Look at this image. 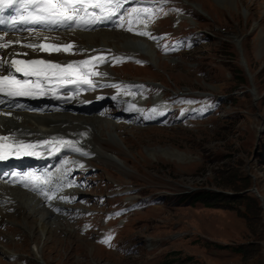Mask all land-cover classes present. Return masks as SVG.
<instances>
[{
  "label": "rangeland",
  "instance_id": "374dc122",
  "mask_svg": "<svg viewBox=\"0 0 264 264\" xmlns=\"http://www.w3.org/2000/svg\"><path fill=\"white\" fill-rule=\"evenodd\" d=\"M137 1L126 0L120 13L130 14L136 5L139 9L152 10L147 4L155 3V6L165 5V10L174 14L173 21L160 20L165 11L156 7L158 12L152 23L149 22L152 16L140 17L144 19V32L148 33L141 36L150 41L149 51L136 50L127 40L131 37L125 35L116 41L115 47L95 55L105 58L106 62L99 66L108 70L113 80H136L130 81L137 83L125 87V91L141 94H137L136 109H130L128 116L121 109L117 110L115 115L119 119L126 116L123 122L100 112L103 116L98 118L104 122L95 124L98 129L94 131L98 145L103 144L100 150L104 154L95 152L88 156L89 160L80 159L81 163L90 165L89 171L93 172L80 167L82 169L76 173H81L84 184L88 183V177L99 175L96 177L99 182L92 181L93 186L85 188L89 193L82 190V196L88 200L80 203V209L89 211L98 207L97 211L102 214L82 218L79 230H84L86 221L91 220L88 233L91 230L99 234L102 222L112 215L116 206L112 204L114 199L102 201L98 197L106 195L105 192L111 196L119 188L109 192L100 180H106L108 185L119 183L137 189L122 195L121 200L126 204L139 201L125 220H107L103 236L96 241L88 234L79 233L72 226L74 222L66 220L65 211L61 214L68 222L66 228L74 229L71 235L64 227L56 228L57 237L47 240L44 239L47 235L31 233L23 224L1 222L0 246L17 256L11 257L0 249V264H21L22 259H27L25 264H264V0H187L190 16H183L181 7H175L172 1L177 0ZM199 29L205 37L192 49L176 46L181 49L177 51L172 46L183 42L184 37L193 38L191 30L199 34ZM102 32H114L109 34L111 37L123 32L137 36L124 28ZM75 35L80 37L78 32ZM161 37L164 44L159 49L157 44ZM74 45V49L82 52L83 45L76 39ZM164 48H172L169 50L172 53ZM134 51L149 63L118 64L119 60H114L111 64L114 56L137 55ZM238 68L247 74L245 83L236 84ZM153 81L161 83L166 91L143 84ZM110 90L111 86L102 87L97 93L108 96ZM180 90L212 92L217 99L226 97L227 100L207 104L212 97L204 101L195 99L182 106L174 103L180 99L171 95ZM114 92L123 96L116 89ZM144 107H148L147 117L151 120L143 119L138 112L137 109ZM174 109L176 114L164 119ZM111 110L109 113L113 114L116 108ZM70 114L88 119L97 113ZM69 166L65 164L66 169ZM74 167L72 165L71 169ZM232 176L237 178V189L218 183ZM201 187L226 194L238 191L253 196L255 201L245 198L209 206L201 201L191 203L179 199ZM80 193L73 197V203L83 201ZM103 207L105 210L101 209ZM67 210L69 214H79L76 210ZM26 211L25 215H31V208ZM95 221H98L96 227ZM26 225L30 227L29 222ZM108 237L111 240L103 243ZM129 242L132 245L125 248ZM32 244L42 247L39 257L31 252ZM238 245L242 250L234 249L233 246Z\"/></svg>",
  "mask_w": 264,
  "mask_h": 264
},
{
  "label": "bare ground",
  "instance_id": "6f19581e",
  "mask_svg": "<svg viewBox=\"0 0 264 264\" xmlns=\"http://www.w3.org/2000/svg\"><path fill=\"white\" fill-rule=\"evenodd\" d=\"M229 1L231 2L232 0H226V2ZM118 17L119 16L117 15L116 17H113L112 20H107L103 23H97L84 28H77L75 26L71 28L54 26L50 29H32L33 31H31V33L29 31L22 33H8L6 37L10 39V41L15 39L16 41H19V43L12 41L13 44L8 48H2L1 52H14L24 55L41 54L47 60L64 64L90 58H86V56L77 57V55L73 54V50L71 54L54 53L49 55L47 53L40 52L39 50H33L32 48L26 47V44L22 42V38L28 40L36 39L39 40L40 43H43L45 42L43 38L47 37V42L59 45L74 43L76 39L83 45L84 48L91 49L89 53H86L85 51V54H89L91 56L99 50L104 53L105 49H99L102 45L115 47L116 41L125 37V35H127L126 37H131L127 40L132 42V44L137 48L136 50L139 49L144 52L149 51L151 48L150 42L141 36L124 34L125 32L122 34H116L113 37L110 36V33L114 32L107 31H115L117 28H121L119 26L120 22H118ZM139 26L140 24L136 21L133 24V30L130 32L139 35ZM97 29L100 30L97 31ZM101 30L106 31L108 34L102 32ZM76 32H78L80 37L75 35ZM134 38L139 39L134 40ZM85 69L98 73L97 75L88 77L94 83L95 87H89L87 84H67L61 87L60 85L62 82L52 81L44 91L38 93L36 98L29 97V99L33 101L29 102L31 104L30 108L20 110L15 109L16 107L11 108L8 106H0V131L4 135H13L17 140H33L35 143L45 140H63L70 141L73 144L72 148L64 147L63 145H56L54 150L51 152L48 151V148L38 149L36 150L38 154L31 156H25L22 152H10L13 156H16L10 161V164L16 165L20 168L33 166L34 169L31 170V173H34L36 177L39 178V183L36 190H33L31 186H23L27 191L17 187H11L10 189L11 193H13L12 195L7 192L6 189L0 190V223L5 222L7 224H11L10 222H17L19 224H23V227H27L28 231L31 233L33 231H37L41 235H47L46 238L44 237L45 240L49 237L51 239L53 237H57L55 232L56 228H60L62 230L64 227L63 229H65V232L68 235H71V232L74 230L73 229L71 231L66 228L68 226V222H66L59 213H55L53 210V207L57 206L58 203L48 199V197H50V190H52L53 194L58 193L61 196L69 195L71 199H73V197L76 198V194L80 193L79 188L71 183L69 177L74 176L79 180V182L84 184V178L80 179L81 173L79 175L76 173L82 168L79 167L78 169L75 166V169H71V166L74 164L71 163L72 161L69 158L72 155L74 157L87 156L88 158L90 155H95V152H97L98 155L104 154L100 150L103 144L98 145L99 143L96 142V138L98 136L96 137V133L94 131L95 129H98L95 124L104 122V119L98 118L99 116H97V114L94 118L88 119L68 114L77 112L97 113L102 104L108 99L111 100L112 104H115V98L113 97L115 96L114 93L108 92V96L103 92L97 93L100 89H102V87L110 86L104 85L107 79L104 76H101L106 74V71L101 69L95 61H93L91 65L85 66ZM53 89H56L61 93L59 98L52 95ZM123 93L127 95L126 98L128 96L131 97V99L127 98V102L130 104V107L135 110V96L130 95L133 91ZM133 105L134 107H132ZM112 107L113 106L108 107V113L109 111H113L111 110ZM49 109L56 110L49 112L51 111ZM138 112L130 111L131 114L136 115ZM108 128L109 127H107V129ZM76 148H79L81 151H76ZM81 153H87V155H82ZM105 157L107 156L105 155ZM65 164H67V166H71L66 169ZM64 169L66 170L64 171ZM4 171V173H1L0 171V183L6 186L14 182H20L24 176L23 173L16 172L14 170L12 172L9 170ZM81 176H83V174ZM85 176H87V174ZM45 180H47L48 183H44ZM57 181L60 182V186L56 184ZM47 188L49 189L46 190ZM73 190L74 193H72ZM28 191L35 194L38 199L31 193H28ZM42 193H45L47 196H43ZM61 206L67 211V213H69V210H67L69 209V206L64 204ZM26 208H31V215H25ZM22 218L25 219L22 220ZM26 222H29L30 227L26 225ZM72 226L74 227V224ZM3 248L6 247L0 246V249L2 250L1 252L9 254V251ZM30 248L33 255L37 257H39L43 251L42 247L40 246V248H37L36 244H32Z\"/></svg>",
  "mask_w": 264,
  "mask_h": 264
},
{
  "label": "snow or ice",
  "instance_id": "6c2138e0",
  "mask_svg": "<svg viewBox=\"0 0 264 264\" xmlns=\"http://www.w3.org/2000/svg\"><path fill=\"white\" fill-rule=\"evenodd\" d=\"M125 0H0V12L4 9L15 10L16 5H20L28 14L20 15L19 22L23 24H39L48 26H63L71 28H84L97 23L112 20L120 12ZM141 14L151 16L149 9H133L129 14V31L133 30V24L138 21ZM13 25L17 18L13 17ZM119 26L124 27L123 16L119 17ZM32 29H29L31 33ZM139 35H148L147 32H139ZM2 39V37H0ZM45 42L39 45L28 44L26 47L33 50L52 55L54 53H72L74 43L63 45L49 43L48 38H43ZM13 43L9 41V44ZM19 43V41H16ZM8 45L0 43V48ZM19 55V54H17ZM96 62L103 64L106 62L104 57L93 56L90 59L72 61L61 64L47 59L21 60L13 58L10 67L13 69L6 75H0V104L8 103L10 100L21 97L36 98L39 92L44 91L52 81H60L61 87L67 84L84 85L95 87L94 83L88 78L98 73L85 69V66ZM7 62L0 60V67ZM95 66V65H94ZM20 74L17 76L16 74ZM119 87V86H116ZM56 98H59L58 96ZM56 145L72 148L70 141H41L36 143L17 140L13 135H0V160L6 159L8 152L23 153L25 156L38 154L36 150L48 148L51 152ZM76 151H81L79 148ZM87 155V153H81ZM82 167V165H81ZM23 186H31L36 190L39 178L34 173H28L20 181ZM44 183H48L47 180ZM53 197H48L52 199ZM62 199H67L62 197ZM111 237L106 238L103 243H108Z\"/></svg>",
  "mask_w": 264,
  "mask_h": 264
},
{
  "label": "trees",
  "instance_id": "16d2710c",
  "mask_svg": "<svg viewBox=\"0 0 264 264\" xmlns=\"http://www.w3.org/2000/svg\"><path fill=\"white\" fill-rule=\"evenodd\" d=\"M236 77H237V81H236L237 83L236 84L245 83L247 80V74H246L245 70L242 68L237 69ZM224 100L226 101L227 98H225ZM231 174H234V173H231ZM234 176H232V178H228L225 180H218V183L226 185V186H230L231 188H233L235 190V189H237V183L235 181L237 178H234ZM245 178H246V180H248V176H245ZM246 185H248L247 182H246ZM181 198L186 199L188 202H191V203H195L196 201H201L203 204L209 205V206L222 205V203H228V201H230V200H232V201H244L245 198L254 199L253 196L252 197L249 195L247 196L245 194L239 193L238 191H234L232 194H226L221 190L216 191V190H212V189L206 188V187H201L199 189H196L194 192L188 193L185 196L181 195L179 197V199H181ZM254 201H255V199H254ZM218 245L219 246H227L228 244L218 243ZM233 247H234V249L242 250V247L240 245L233 246Z\"/></svg>",
  "mask_w": 264,
  "mask_h": 264
}]
</instances>
